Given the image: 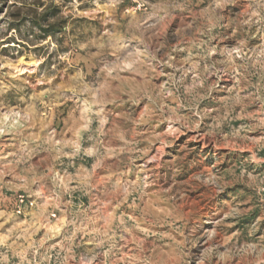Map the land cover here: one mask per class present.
Here are the masks:
<instances>
[{
  "label": "clouds",
  "instance_id": "obj_1",
  "mask_svg": "<svg viewBox=\"0 0 264 264\" xmlns=\"http://www.w3.org/2000/svg\"><path fill=\"white\" fill-rule=\"evenodd\" d=\"M0 9V264H264V0Z\"/></svg>",
  "mask_w": 264,
  "mask_h": 264
},
{
  "label": "rangeland",
  "instance_id": "obj_2",
  "mask_svg": "<svg viewBox=\"0 0 264 264\" xmlns=\"http://www.w3.org/2000/svg\"><path fill=\"white\" fill-rule=\"evenodd\" d=\"M3 9H0V12H2ZM12 17H13V23L9 26V30H11L12 28H17L18 27V22H22L19 21V17L17 13H11ZM0 23H3V21H0Z\"/></svg>",
  "mask_w": 264,
  "mask_h": 264
}]
</instances>
